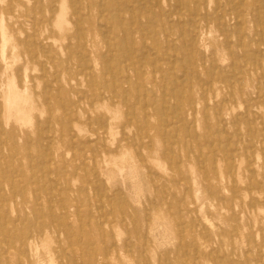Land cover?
Here are the masks:
<instances>
[{"label":"rangeland","instance_id":"obj_1","mask_svg":"<svg viewBox=\"0 0 264 264\" xmlns=\"http://www.w3.org/2000/svg\"><path fill=\"white\" fill-rule=\"evenodd\" d=\"M32 1L26 8L39 5L44 12L26 16L17 9L15 14L20 21L12 25L7 12L10 0H0V66L4 56L7 72L20 76L17 83L27 88L30 96V123L9 119L5 128L9 132L14 129L15 136L11 138L17 143L27 141L31 157L37 162L42 158L48 161L53 153H62L63 161L56 162L62 173L72 176L74 186L83 184L82 193L74 190L60 200V204L69 206L73 240L88 245L95 256H108L109 264H264V46L259 43L264 41V0H212L201 3L200 9L194 0H149L147 3L154 14L150 19L141 17L144 26L141 33L136 31L137 25L127 11L120 13L127 27L126 36L120 33L118 21L113 22V28L106 22L108 15H104V10L111 0H80L84 7L80 11L83 32L74 27L69 0L64 2L69 24L63 23V28L56 24L57 11H51L53 6L58 10L61 0ZM214 9H217L215 13ZM119 11L117 8L116 12ZM171 11L174 12L171 14ZM221 13L224 17L217 20L214 15ZM2 30L9 38L6 44H3ZM17 39L27 40L26 45L34 43L31 51L26 49L28 46L16 44ZM109 41L116 42L117 53L131 51V55L141 53L144 58L139 68L130 66L135 59L124 53L119 56L123 60L115 61L128 66L122 72L124 80L120 89L113 87L120 73L106 68L109 55L115 53L110 51ZM11 43L17 45L15 58L10 57ZM159 55L163 62L156 63ZM254 56L263 61L259 68L253 62ZM139 71L144 74L139 75ZM210 77L220 82L210 86ZM2 81L6 82V77ZM1 98L0 92V125L3 126ZM67 121L78 128L66 129L62 123ZM226 137L231 139L227 141ZM219 146L222 147L219 149ZM229 150L235 154L228 160ZM79 153L83 160L74 175L71 164ZM12 165L13 170L29 168V158L19 154ZM52 167L56 168L54 164ZM250 178L253 179L250 181ZM61 192L64 196L65 191ZM75 201L82 204L78 213L72 212L71 204ZM75 250L79 254L76 245ZM36 252L35 256H45L41 246Z\"/></svg>","mask_w":264,"mask_h":264},{"label":"bare ground","instance_id":"obj_2","mask_svg":"<svg viewBox=\"0 0 264 264\" xmlns=\"http://www.w3.org/2000/svg\"><path fill=\"white\" fill-rule=\"evenodd\" d=\"M3 1V0H1ZM82 1V0H81ZM86 1V0H85ZM93 1V0H92ZM104 1V0H103ZM142 1H144V3H142ZM177 1V0H175ZM206 1H212V0H194L192 1L195 5L201 6V3H204ZM233 1V0H231ZM243 1V0H241ZM30 2L32 3V0H10V3L7 5V12L9 13L10 19L12 20V25H15L16 23H18V16H16L15 11H17V9H20L21 14L22 15H26V16H31L35 15L39 12H44L41 11L42 9L38 6L35 5H30V8H26V6H29ZM42 2V1H41ZM56 2V1H55ZM65 0H61V4L57 10V8H54V6L51 8L52 12L57 11V25L59 28H63V23L65 24H69V21L66 19V5H65ZM69 2L71 3V7H72V13L71 16L75 18L74 23H75V28L76 30L80 31L82 30V32L84 31L83 28V24L82 22V16L80 14V11H82L84 9V7L81 5L80 0H69ZM106 2V0H105ZM149 2V0H125L124 2L121 3H116L113 0L109 1L107 4V8H105V14L104 15H108L106 22L110 25V27H114L113 22L114 21H118L120 23L119 25V30L121 31L120 33L123 36L126 34V29L127 27H125V23L122 20L123 18L121 17L120 13H123V11H127L128 14H130L131 20H133L135 22V25H137V29L136 31L141 33L144 30V26L141 23V17H145L150 19L151 18V14L153 17L154 11H150L151 8H149V4L147 3ZM158 2V1H157ZM160 2V1H159ZM54 3V2H52ZM93 3V2H92ZM129 3L132 4V6H129ZM103 4V2H102ZM156 4V3H155ZM193 4V5H194ZM157 5V4H156ZM129 6V7H128ZM154 5H152L153 7ZM232 6V5H231ZM175 7V6H174ZM22 8H25L24 11H22ZM101 9H103L100 6ZM119 9V13L116 12V9ZM159 8V7H157ZM82 9V10H81ZM160 9V8H159ZM158 9V10H159ZM176 9V8H175ZM200 9V8H199ZM199 9L196 8V10L194 11H198ZM153 10V9H151ZM206 10V8H205ZM219 10V8H218ZM237 10V9H236ZM50 11V10H49ZM87 12H90V9L86 10ZM156 11V10H155ZM217 11V9L213 10V13H215ZM99 14L102 15L101 10H99ZM174 11H171V14ZM263 12V11H262ZM56 13V12H55ZM161 13V11L157 14L159 17V14ZM199 13V12H198ZM89 14V13H87ZM197 14V13H195ZM200 14V13H199ZM198 14V15H199ZM236 14V13H235ZM197 15V16H198ZM87 16V15H86ZM165 16V15H163ZM183 16H185L183 14ZM182 16V17H183ZM190 16V13H189ZM205 16V15H202ZM216 17L217 20H220L224 17V14L221 13V15L215 14L214 15ZM43 17V16H42ZM181 17V14H180ZM196 17V15H195ZM207 17V15H206ZM238 17V16H236ZM235 17V18H236ZM160 18V17H159ZM167 18V17H166ZM190 18V17H189ZM202 18V17H200ZM31 19V18H30ZM44 19V18H42ZM195 19V18H193ZM205 19V18H204ZM71 20V18H70ZM147 20V19H146ZM177 20H178V16H177ZM187 20V18H186ZM196 20V19H195ZM264 20V18L262 19ZM36 21V20H35ZM40 21V20H39ZM43 21V20H42ZM156 21V20H155ZM198 21V20H197ZM208 21V20H207ZM46 22H49L46 21ZM45 22V23H46ZM183 22V21H182ZM98 23V22H97ZM178 23V22H177ZM194 23V22H193ZM204 23V22H203ZM244 23V21L242 22V24ZM21 24V23H20ZM163 24V23H162ZM170 24V22H169ZM226 24V23H225ZM260 24V23H259ZM37 25V24H36ZM263 25V24H262ZM43 26V24H42ZM106 26V25H105ZM104 26V27H105ZM195 26V25H194ZM231 26V25H230ZM157 26H155L156 28ZM222 27V26H221ZM224 27V26H223ZM264 27V26H263ZM103 28V27H101ZM111 28V29H112ZM158 28V27H157ZM161 28V27H160ZM163 28V27H162ZM241 28V27H240ZM44 29V28H43ZM107 29V28H104ZM110 29V28H109ZM164 29H166V27L164 26ZM225 29V28H224ZM33 30V29H32ZM180 30V29H178ZM262 30V29H261ZM51 31V30H50ZM78 31L76 33H78ZM102 31V30H101ZM134 31V32H136ZM156 32V31H155ZM180 32V31H179ZM261 32V31H260ZM37 33H39L37 31ZM106 33V32H105ZM109 33V32H108ZM234 33V32H233ZM257 33V32H256ZM255 33V34H256ZM132 34V33H131ZM135 34V33H134ZM133 34V35H134ZM229 34V33H228ZM261 34V33H260ZM33 36H35V34H32ZM125 35V36H126ZM237 35V34H235ZM110 36V33H109ZM113 36V34H112ZM111 36V37H112ZM120 37V39H122L123 37ZM131 36V35H129ZM143 36V35H142ZM155 36V34H154ZM159 36V35H158ZM195 36V35H194ZM230 36V35H229ZM242 36V35H241ZM255 36V35H254ZM107 37V36H106ZM166 37V36H165ZM37 38H40V36ZM47 38V37H46ZM82 38V37H80ZM125 38V37H124ZM77 39V37H76ZM110 39V37H109ZM115 38H113L114 40ZM119 39V40H120ZM146 40V38H143ZM227 39V38H226ZM2 40H3V44L8 43L9 38L7 37L6 33L4 32V30H2ZM79 40V38H78ZM108 40V39H107ZM112 40V39H111ZM150 40V39H149ZM158 40V39H157ZM241 38L238 39V45L241 44ZM84 41V40H83ZM127 40L125 39V42ZM143 41V40H142ZM152 41V40H151ZM172 41V40H171ZM228 41V40H227ZM232 41V40H231ZM193 42V41H192ZM229 42V41H228ZM259 42V41H257ZM28 42L27 40H20L17 39L16 44H18L19 46H28L26 49L28 51H31V46L34 45V43H29V45H26ZM116 43V42H115ZM114 42L109 41V48L110 51L114 50L115 53L110 54V62L107 64L106 68L108 71L110 72H119L120 73V79L117 82H113V87L115 89H120L121 88V83L124 80L122 75V72H125L126 69H128L125 65L123 66V64L121 65L120 63H115V61H118V58L120 59L122 56H124V54L126 56L130 58H133L135 60L132 61V64H130V66L133 67V65L135 66V68H139V66L141 65V63H143L144 58L141 57L143 55H138V54H132L131 55V51L129 49V54H126V52L122 51L117 53V49L114 48L116 46ZM127 43V42H126ZM125 43V44H126ZM132 43V42H131ZM145 43V42H144ZM191 43V42H190ZM260 46H264V41L259 42ZM15 43H11L12 45V52H11V58H15L16 57V53L14 51V49L16 48ZM48 44V43H46ZM230 44V43H229ZM50 45V44H49ZM78 45V44H77ZM104 45V44H103ZM124 45V42H123ZM192 45V44H191ZM231 45V44H230ZM228 45V46H230ZM237 45V46H238ZM134 46V45H133ZM83 47V46H82ZM107 47V46H106ZM130 47V46H129ZM145 47V46H144ZM37 48V46H36ZM41 50V47H39ZM44 48V46H43ZM69 48V47H68ZM76 48H78L76 46ZM114 48V49H113ZM121 47L119 46V49ZM146 48V47H145ZM167 48V47H166ZM229 48V47H228ZM264 48V47H263ZM34 49V48H33ZM49 49V48H48ZM104 49V48H103ZM147 49V48H146ZM172 49V48H171ZM67 50V48H66ZM124 50V49H123ZM126 50V49H125ZM136 50V48L134 49ZM133 50V51H134ZM241 50V49H240ZM264 50V49H263ZM33 51V50H32ZM54 51V50H53ZM138 51V50H137ZM143 51V50H142ZM146 51V50H145ZM165 51V50H164ZM191 51V50H190ZM239 51V49H238ZM242 52L245 50H241ZM253 51V50H252ZM257 51V50H256ZM262 51V50H261ZM48 52V51H47ZM55 52V51H54ZM82 52V51H81ZM173 52V51H172ZM233 52V51H231ZM52 53V52H51ZM78 53V52H77ZM76 53V55H77ZM80 53V52H79ZM105 53V52H103ZM109 53V52H108ZM124 53V54H123ZM128 53V52H127ZM176 53V52H175ZM173 53V54H175ZM250 53V51H249ZM262 53V52H260ZM48 54V53H46ZM89 54V53H88ZM102 54V53H100ZM144 54V53H143ZM231 54V53H230ZM229 54V55H230ZM45 55V54H44ZM71 55H73L71 53ZM81 55V53H80ZM153 55V54H152ZM262 55V54H260ZM32 56V55H31ZM37 56V55H36ZM53 56V55H52ZM70 56V55H69ZM82 56V55H81ZM103 56V54H102ZM121 56V57H119ZM125 56V57H126ZM235 56V55H234ZM239 56V55H238ZM244 56V53H243ZM246 56V55H245ZM147 57V56H146ZM145 57V58H146ZM163 57V56H162ZM168 57V56H167ZM170 57V56H169ZM231 58L233 57V55L230 56ZM240 57V56H239ZM239 57L237 59H239ZM253 57V56H252ZM251 57V58H252ZM260 57V56H259ZM47 58V57H46ZM49 58V57H48ZM47 58V59H48ZM88 58H90V56H88ZM88 58L86 59V61L88 60ZM104 58V57H103ZM255 58V56H254ZM262 58V57H260ZM31 59V58H30ZM45 59V57H44ZM52 59V58H51ZM151 59V58H150ZM155 59V58H154ZM164 59V58H163ZM166 59V58H165ZM173 59V57H172ZM188 59V58H186ZM240 59H242V57H240ZM263 59V58H262ZM53 60V59H52ZM71 60V59H70ZM81 60V59H80ZM83 60V59H82ZM106 60V59H105ZM121 60H123V58H121ZM147 60V59H146ZM158 60H160V55L158 56V58L156 59V63L158 62ZM167 60V59H166ZM243 60V59H242ZM250 60V59H249ZM2 61H3V66H0V92H1V99H2V114L4 117V121H2L4 124L3 126L0 125V264H109L107 262L108 256H95V253L90 249V247L88 245H85L83 243L79 244L77 241H74L72 236L74 235L73 233H71V222H69V217H70V210H69V206L63 205L65 201V199L62 201L63 204H60V200L63 197H67L68 196V192H73L74 190L77 192H83V184L79 185V186H74L73 184V180L71 179L72 176L70 177L67 173H62V171L59 168V165H57V161H60L63 157L62 153H53L51 155L48 156V161H44V159L41 156V160H38L39 162H37L35 159H33L32 155L30 154L29 151V146L27 145V141L24 143H17L14 139H12L11 137H13L14 134V129L12 128V130L9 132L5 127L6 125H8L9 123V119H13L15 122H21V123H30V116H29V103H30V96L29 93L27 92V88H25L24 86L18 85V83L20 82V76L18 77L17 75H13V74H9L7 72V61L4 58V56H2ZM49 61V60H47ZM79 61V60H78ZM125 61L126 58H125ZM149 61V60H148ZM163 62V60H160ZM165 61V60H164ZM169 61V59H168ZM182 61V58H181ZM44 62V61H43ZM108 62V61H107ZM112 62V63H111ZM122 62V61H121ZM161 62V63H162ZM232 62L234 64H236L234 57L232 58ZM240 62V61H238ZM245 62V60H243V63ZM251 62V61H250ZM254 63L256 62L257 67L259 68V66L263 63L262 60L256 59L255 61H253ZM36 63V62H35ZM42 63V62H41ZM68 63V62H67ZM80 63V62H79ZM85 63V60H84ZM91 63V60H90ZM148 63V62H147ZM151 63V62H150ZM183 63V62H182ZM249 63V62H248ZM253 63V64H254ZM43 64V63H42ZM50 64V63H49ZM52 64V63H51ZM86 64V63H85ZM106 64V63H105ZM104 64V65H105ZM129 64V63H128ZM144 64V63H143ZM180 64V63H179ZM252 64V63H250ZM36 65V64H35ZM160 65V64H159ZM173 65V64H172ZM170 64V66H172ZM245 65V64H244ZM248 65V64H247ZM79 66V65H78ZM77 66V67H78ZM89 66V65H88ZM138 66V67H137ZM143 66V65H142ZM151 66V65H150ZM253 66V65H250ZM156 67H160L158 66V64L156 65ZM167 67V66H166ZM231 67V66H230ZM240 67V66H239ZM254 67V66H253ZM85 68V67H84ZM90 68V67H89ZM105 68V69H106ZM131 68V67H130ZM185 68V67H184ZM215 68V67H213ZM238 68V67H237ZM251 68V67H250ZM257 68V69H258ZM88 69V68H87ZM144 69V68H143ZM142 69V70H143ZM171 69V67H170ZM239 69V68H238ZM242 69V67H241ZM254 69V68H253ZM21 70V69H20ZM82 70V69H81ZM169 70V69H168ZM208 70V69H206ZM212 70V69H211ZM210 70V71H211ZM215 70V69H213ZM219 70V69H218ZM233 70V69H232ZM237 70V69H236ZM235 70V71H236ZM19 71V70H17ZM48 71V68H47ZM46 71V72H47ZM85 71V70H84ZM91 71V70H90ZM130 71V70H129ZM209 71V72H210ZM253 71V70H251ZM92 72V71H91ZM141 72L143 73V71H139V75H141ZM174 72V71H173ZM184 72V71H183ZM182 72V73H183ZM186 72V71H185ZM196 72V71H195ZM220 72V70H219ZM249 72V71H248ZM17 73V72H16ZM82 73V72H81ZM86 73V72H85ZM163 71H162V75H163ZM213 73V72H212ZM234 73V72H233ZM250 73V72H249ZM46 74V73H45ZM55 74V73H54ZM53 74V76H54ZM89 74V73H88ZM92 74V73H91ZM105 74H108L107 72ZM144 74V73H143ZM220 74V73H219ZM222 74V73H221ZM262 74V73H261ZM50 75V74H49ZM59 75V74H58ZM70 75V74H69ZM83 75V74H82ZM90 75V74H89ZM161 75V76H162ZM212 75V74H210ZM232 75V74H231ZM26 76V75H25ZM78 76V74H77ZM81 76V74L79 75ZM78 76V77H79ZM217 76V75H216ZM237 76V75H234ZM242 76V75H241ZM262 76V75H261ZM6 77L7 81L3 82L2 80ZM34 77V76H33ZM31 77V78H33ZM37 77V76H36ZM47 77V76H46ZM59 77V76H58ZM57 77V78H58ZM95 77V76H94ZM19 78V80H18ZM38 78V77H37ZM45 78V77H44ZM72 78V77H70ZM84 78H86L84 76ZM91 78V76L89 77ZM113 78V77H112ZM111 78V79H112ZM224 78V77H222ZM264 78V77H263ZM48 79V78H47ZM55 79V77H54ZM93 79V78H92ZM118 79V78H117ZM175 79V77H174ZM202 79V78H201ZM260 79H262L260 77ZM33 80V79H32ZM40 80V79H39ZM58 80V79H57ZM73 80V79H72ZM136 80V79H135ZM154 80V79H153ZM185 80V79H184ZM259 80V79H258ZM41 81V80H40ZM77 81V80H75ZM90 81V79L88 80ZM139 81V80H138ZM137 81V82H138ZM165 81V80H164ZM210 86L216 85L217 83L220 82V79H213L210 77ZM230 81V80H229ZM18 82V83H17ZM45 82V81H44ZM53 82V81H52ZM55 82V80H54ZM87 83V81H85ZM91 82V81H90ZM88 82V83H90ZM96 82V81H95ZM107 82V81H105ZM133 81H131L132 83ZM136 82V81H135ZM153 82V81H151ZM183 82V81H182ZM200 82V81H199ZM222 82V81H221ZM80 83V82H79ZM78 83V84H79ZM87 83V84H88ZM93 85V82H91ZM141 83H144L141 81ZM238 83V82H237ZM44 84V83H43ZM106 84V83H105ZM104 84V85H105ZM163 84V83H162ZM170 84V83H169ZM204 84V83H203ZM259 84V83H258ZM51 83L49 85L46 86H50ZM91 85V84H90ZM128 85V84H127ZM134 85V84H132ZM137 85V84H136ZM144 85V84H143ZM191 85V84H190ZM223 85V84H222ZM45 86V87H46ZM58 86V85H57ZM135 86V85H134ZM139 87V85H137ZM171 86V85H170ZM91 87V86H90ZM133 87V86H132ZM136 87V86H135ZM159 87V86H158ZM185 87V86H184ZM58 88V87H57ZM60 88V87H59ZM93 88V87H92ZM134 88V87H133ZM160 88V87H159ZM164 89V87H162ZM177 88V86H176ZM175 88V89H176ZM186 88V87H185ZM35 89V88H34ZM45 88L43 87V90ZM51 91V88H47V90ZM123 89V88H122ZM173 89V88H172ZM183 89V88H182ZM211 89V88H210ZM42 90V92H43ZM46 90V89H45ZM44 90V91H45ZM74 90V89H73ZM72 90V91H73ZM100 90V89H99ZM177 90V89H176ZM181 90V89H180ZM58 91V90H57ZM71 91V90H70ZM144 91V89H143ZM172 91V90H171ZM178 91V90H177ZM35 92V91H34ZM77 92V91H76ZM82 92V91H81ZM184 92V91H183ZM182 92V95H183ZM37 93V92H36ZM59 93V92H58ZM153 93V92H152ZM75 94V93H74ZM85 94V93H83ZM94 94V93H93ZM126 94H128L126 92ZM125 94V95H126ZM132 94V93H131ZM137 94V93H136ZM144 94V93H143ZM142 94V95H143ZM172 94V93H171ZM181 94V93H180ZM186 94V92H185ZM48 95V94H47ZM78 95V94H77ZM161 95V94H160ZM164 95V94H163ZM169 95V94H168ZM173 95V94H172ZM93 96V95H92ZM181 96V95H180ZM231 95H229L230 97ZM233 96V95H232ZM78 97V96H77ZM83 97V96H82ZM133 97V96H132ZM136 97V96H134ZM144 97V96H143ZM161 97H163L161 95ZM61 98V97H60ZM70 98V97H69ZM76 98V97H75ZM80 98V97H79ZM94 98V97H93ZM140 98V97H139ZM145 98V97H144ZM156 96L153 98L155 99ZM233 98V97H232ZM231 98V99H232ZM257 98V95H256ZM49 99V98H48ZM87 99V97H86ZM163 99V98H162ZM171 99V98H170ZM169 99V100H170ZM45 100V99H44ZM88 100V99H87ZM180 100V99H178ZM163 101V100H162ZM262 101V100H261ZM76 102V101H75ZM79 102V101H78ZM84 102V101H83ZM139 102V101H138ZM137 102V103H138ZM169 102V101H168ZM178 102V101H177ZM176 102V103H177ZM180 102V101H179ZM178 102V103H179ZM235 102V100H234ZM74 103V102H73ZM92 103V102H91ZM136 103V102H135ZM145 103V102H144ZM153 103V102H152ZM226 103V102H225ZM228 103V102H227ZM64 104V103H63ZM77 104V103H76ZM126 104V103H125ZM154 104V103H153ZM167 104V103H166ZM169 104V103H168ZM182 104V103H181ZM181 104H178L179 106ZM191 104V103H190ZM79 105V104H78ZM129 105V104H128ZM165 105V104H162ZM73 106V105H72ZM134 106V105H132ZM144 106V105H143ZM146 106V105H145ZM157 106V105H156ZM171 106V105H170ZM176 106V105H175ZM259 106V105H258ZM71 107V105H70ZM150 107V106H148ZM166 107V106H165ZM172 107V106H171ZM221 107V106H220ZM80 108V107H79ZM173 108V107H172ZM255 108V107H254ZM78 109V108H77ZM77 109L75 112H77ZM129 109V108H128ZM159 109H161L159 107ZM178 109V107L176 108ZM221 109V108H220ZM63 110V109H62ZM134 111V109H132ZM66 111L67 110H63ZM157 111V110H156ZM155 111V112H156ZM179 111V110H178ZM218 111H220L218 109ZM74 112V114H75ZM130 112V111H129ZM175 112V111H174ZM71 113V112H70ZM161 113V112H160ZM164 113V112H163ZM166 113V111H165ZM169 113V112H168ZM167 113V115H168ZM172 113V112H171ZM176 113V112H175ZM252 113V112H251ZM255 113V111H254ZM180 114V113H179ZM207 114V113H206ZM49 115V114H48ZM134 115V113H132V116ZM164 115V114H163ZM217 115V114H215ZM240 115V114H239ZM67 116V114H66ZM70 116V115H69ZM88 116V113H87ZM146 116V114H145ZM159 116V115H158ZM173 116V115H172ZM178 116V115H177ZM68 117V116H67ZM76 117V116H75ZM144 117V116H143ZM162 117V115H161ZM170 117V116H168ZM175 117V116H174ZM203 117L204 114H203ZM236 117V116H235ZM1 118V117H0ZM99 118V117H98ZM149 118V117H148ZM175 118H179V117H175ZM174 118V119H175ZM206 118V117H205ZM208 118V116H207ZM206 118V119H207ZM49 119V118H48ZM47 119V120H48ZM51 119V117H50ZM76 119V118H75ZM87 119V118H86ZM132 119V118H131ZM180 119V118H179ZM183 119V118H181ZM237 119V118H236ZM254 119V117H253ZM95 120V119H94ZM169 120V119H168ZM205 120V119H204ZM257 120V119H256ZM77 121V120H74ZM96 121V120H95ZM137 121V120H136ZM223 121V120H222ZM47 122V121H46ZM89 122V121H88ZM138 122V121H137ZM174 122V121H173ZM92 123V122H91ZM95 123V122H94ZM106 123V122H105ZM144 123V122H143ZM142 123V124H143ZM171 122H169L170 124ZM177 123V122H176ZM174 123V124H176ZM179 123V121H178ZM191 123V122H190ZM190 123H188L190 125ZM223 123V122H222ZM49 124V123H48ZM62 124L65 125L66 129L70 128L71 131H73L74 127L78 128V126L74 123H72L71 121H67V122H63ZM167 124V123H166ZM52 125V124H51ZM90 125V124H89ZM92 125V124H91ZM224 125V124H223ZM227 125V124H225ZM224 125V127H225ZM249 125V124H248ZM253 125V123H252ZM61 126V125H60ZM124 126V125H123ZM163 126V125H162ZM187 126V125H186ZM195 126V125H194ZM148 127V126H147ZM167 127V126H166ZM175 127V126H174ZM183 127V126H182ZM207 127V126H206ZM240 127V125H239ZM238 127V128H239ZM61 128V127H60ZM73 128V129H72ZM160 128H162L160 126ZM194 128V127H193ZM38 129V128H37ZM36 129V130H37ZM171 129V127H170ZM169 129V130H170ZM40 130V129H39ZM42 130V129H41ZM61 130V129H60ZM138 130V129H137ZM140 130V129H139ZM142 130V129H141ZM143 130L144 127H143ZM175 130V129H174ZM196 130V129H195ZM54 131V129H53ZM70 131V130H69ZM178 130H176L177 133ZM217 131V130H216ZM226 131V128H225ZM45 133V130L42 131ZM75 132V131H74ZM78 132V130H77ZM141 132V131H140ZM223 132V131H221ZM237 132H239L237 130ZM255 132V131H254ZM254 132H253V136H254ZM96 133V132H95ZM105 133V132H104ZM166 133V132H165ZM170 133V132H169ZM215 133V132H214ZM227 132H225L226 134ZM251 132H249L250 134ZM38 134V132H37ZM36 134V135H37ZM51 134V133H50ZM73 134V133H72ZM189 133L187 132V135ZM216 134L218 135V132H216ZM240 134V133H239ZM248 134V133H247ZM29 135V134H28ZM69 135V134H68ZM147 135V133H146ZM186 135V136H187ZM216 135V136H217ZM222 135V133L220 134ZM227 135V134H226ZM225 135V136H226ZM15 136V134H14ZM54 136V135H53ZM70 136V135H69ZM169 136V135H168ZM215 136V135H214ZM39 137V136H38ZM46 137V136H45ZM77 137V136H76ZM163 137V136H162ZM165 137V136H164ZM174 137H175V133H174ZM188 137V136H187ZM186 137V138H187ZM196 137V136H195ZM255 137V136H254ZM37 138V137H36ZM50 138V137H48ZM190 138V136H189ZM193 138V137H191ZM208 138V137H207ZM227 138V137H226ZM262 138V136H261ZM16 139V138H15ZM47 139V138H44ZM143 139V138H142ZM141 139V140H142ZM174 139V138H172ZM220 139V138H219ZM229 138H227L228 141ZM231 139V138H230ZM229 139V140H230ZM253 139V138H252ZM256 139V138H255ZM264 139V138H263ZM33 140V139H31ZM163 140V139H162ZM177 140V139H176ZM197 140V139H196ZM242 140V139H241ZM11 142V144H9V142ZM49 141V140H48ZM52 141V140H51ZM89 141V140H88ZM168 141V140H167ZM7 142V143H6ZM30 142V141H29ZM38 142V141H37ZM125 142V141H124ZM165 142V140L163 141ZM198 142V141H197ZM262 142V141H261ZM27 143V144H26ZM32 143V141H31ZM45 143V142H44ZM83 143V142H82ZM87 143V142H86ZM90 143V142H89ZM170 143V142H169ZM209 143V142H207ZM220 143V142H219ZM246 143V142H245ZM40 144V143H39ZM46 144V143H45ZM172 145H174V143H171ZM235 144V143H233ZM249 144V143H248ZM37 145V144H35ZM47 145V144H46ZM251 145V144H250ZM7 146L9 148H7ZM41 146V145H40ZM87 146V145H86ZM141 146V145H140ZM227 146V145H226ZM226 146H223L226 148ZM236 146V145H235ZM252 146L255 147V145L252 144ZM37 147V146H36ZM42 147V146H41ZM83 147V146H82ZM105 147V146H104ZM134 147V146H133ZM139 147V146H138ZM222 146H219V149ZM233 147V146H232ZM214 148V146H213ZM251 148V146L249 147ZM37 149V148H36ZM42 149V148H41ZM46 149V146L45 148ZM51 149V148H50ZM229 149V148H228ZM233 149V148H232ZM235 149V147H234ZM78 150V149H77ZM80 150V149H79ZM88 150V149H87ZM226 150V149H225ZM236 150V149H235ZM244 150L248 149L244 147ZM262 150V149H261ZM44 151V150H43ZM43 151L41 153H43ZM51 151V150H50ZM113 151V150H112ZM253 151V150H252ZM227 152V151H226ZM39 153V151L37 152V154ZM40 153V154H41ZM78 153V151H77ZM82 153V152H81ZM79 153V156H74V161H76V163L71 164V169H72V173L74 174L75 171L79 168V162H81L80 160H83L82 158V154L85 153ZM99 153V152H98ZM263 153V152H262ZM19 154H23V156L29 158V168H19V169H12V167H14L12 164H14L15 161V157ZM50 154V153H48ZM47 154V155H48ZM95 154V153H92ZM180 154V153H179ZM226 154V153H225ZM234 151L233 150H229L227 152L226 157L228 158V160L234 157ZM45 155V153H44ZM43 155V157H44ZM32 156V157H31ZM165 156V155H163ZM180 156V155H179ZM192 156V155H191ZM195 156V155H194ZM199 156V155H198ZM197 156V157H198ZM225 156V155H224ZM37 157V156H35ZM196 157V156H195ZM206 157V156H205ZM38 158V157H37ZM226 158V159H227ZM264 158V157H263ZM218 159V158H217ZM248 159V158H246ZM236 160V159H235ZM63 161V159H62ZM227 161V160H226ZM232 161V160H231ZM230 161V164H231ZM35 162H37L35 164ZM236 162V161H235ZM264 162V161H263ZM145 163V162H144ZM169 163V162H168ZM176 163V162H175ZM197 163H198V159H197ZM55 165V169L52 167V165ZM179 164V163H178ZM206 164V163H205ZM249 164V163H248ZM247 164V165H248ZM20 166L23 164H19ZM145 165V164H144ZM234 167L236 164H233ZM231 165V166H233ZM12 166V167H11ZM229 166V168L231 167ZM86 167V166H85ZM253 168V167H252ZM151 169V168H150ZM55 170V171H54ZM172 170V168H171ZM231 169H229L230 172ZM79 171V170H78ZM153 171V170H152ZM205 171V170H204ZM249 171V170H248ZM229 172L227 175H229ZM251 172V171H250ZM150 173V171H149ZM153 173V172H152ZM151 174V173H150ZM231 174V172H230ZM75 175V174H74ZM232 175V174H231ZM230 175V176H231ZM97 176V175H95ZM229 176V177H230ZM255 177V175H254ZM160 178V177H159ZM253 179V178H252ZM251 178L249 179L250 181L252 180ZM256 178H254L255 180ZM182 180V179H181ZM153 181V180H152ZM151 181V182H152ZM179 181V180H178ZM233 182V181H232ZM256 182V181H255ZM257 183V182H256ZM261 183V182H260ZM100 185V184H99ZM236 185V184H235ZM61 186V191H65V194L63 196V193L60 191V187ZM103 187V186H102ZM258 187V186H257ZM99 188V187H98ZM55 190V191H54ZM97 190V189H96ZM100 191V190H97ZM117 191V190H115ZM254 191V190H253ZM103 192V191H102ZM234 192V190H233ZM237 193V192H236ZM97 194V192H96ZM118 194V191H117ZM122 194V192L120 193V195ZM103 195V194H101ZM219 196V195H218ZM118 197V196H117ZM235 197V196H234ZM167 198V197H166ZM112 199V198H111ZM116 200V199H115ZM110 201V200H109ZM250 201V200H249ZM254 204V203H253ZM82 204L75 201L73 204H71L73 211L75 213L79 212V207ZM119 205V204H118ZM170 206V205H169ZM256 206V205H255ZM249 207V206H248ZM180 208V207H179ZM178 208V210H179ZM103 209V208H102ZM252 211V210H251ZM181 213V212H180ZM189 213V212H188ZM197 213V212H196ZM251 214V213H250ZM180 216V215H179ZM180 218V217H179ZM193 218V217H192ZM199 219V218H198ZM231 219V218H230ZM78 220V219H77ZM114 222V221H113ZM182 223V222H181ZM86 225V224H85ZM180 225V224H179ZM192 225V224H191ZM178 226V225H177ZM191 227V226H190ZM196 227V226H195ZM182 230V227H181ZM181 230H179L181 232ZM75 232V231H73ZM136 232V229H135ZM183 232V231H182ZM137 233H135L136 235ZM104 235V234H103ZM61 236H65L64 239L60 238ZM137 237V236H136ZM75 238H77L75 236ZM184 238V237H183ZM182 238V239H183ZM78 239V238H77ZM137 239V238H136ZM76 240V239H75ZM62 241H65V243H62ZM67 241V242H66ZM183 241V240H182ZM94 242V241H93ZM104 242V239H103ZM102 242V243H103ZM193 242V241H192ZM113 243V242H112ZM145 243V241H144ZM53 244V245H52ZM104 244V243H103ZM75 245L77 246V249L80 251L79 254L76 252L75 250ZM114 245V244H113ZM42 247L45 250V256H35L37 255V248L38 247ZM181 246V245H180ZM188 246V245H187ZM193 248V246H191ZM190 247V248H191ZM105 248V246H104ZM186 248V247H185ZM184 248V250H185ZM129 249V248H128ZM183 249V248H182ZM127 250V249H126ZM131 250V249H130ZM129 251H126L125 253H128ZM94 253V254H92ZM185 253V252H184ZM189 253V252H188ZM186 253V254H188ZM132 255V254H131ZM194 255V254H193ZM183 256V255H182ZM218 256V255H217ZM188 258V256H187ZM194 260V257H192ZM196 259V258H195ZM231 261V260H230ZM214 262V261H213ZM217 263V262H216ZM232 263V262H231ZM169 264V263H168ZM221 264V262H220ZM233 264V263H232Z\"/></svg>","mask_w":264,"mask_h":264}]
</instances>
